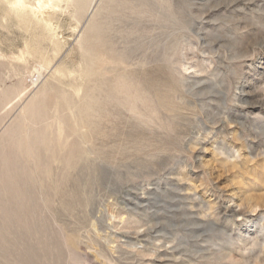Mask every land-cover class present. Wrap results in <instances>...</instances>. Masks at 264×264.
<instances>
[{"label":"rangeland","instance_id":"rangeland-1","mask_svg":"<svg viewBox=\"0 0 264 264\" xmlns=\"http://www.w3.org/2000/svg\"><path fill=\"white\" fill-rule=\"evenodd\" d=\"M79 6L0 2V264H264V0Z\"/></svg>","mask_w":264,"mask_h":264},{"label":"bare ground","instance_id":"bare-ground-1","mask_svg":"<svg viewBox=\"0 0 264 264\" xmlns=\"http://www.w3.org/2000/svg\"><path fill=\"white\" fill-rule=\"evenodd\" d=\"M61 2V0H39L37 6H32L30 5V3L28 2V0H0V2H2L8 9V11L10 13H12L13 15H15L19 21H35V22H41L47 29H50L51 25L50 23L43 17L40 16L41 13V8H43L46 5H51L54 6L56 5L58 2ZM69 3L73 2V3H79L80 6L79 8H81V1L82 0H67ZM86 5V4H85ZM82 12V11H81ZM45 17V16H44ZM47 18V17H46ZM20 24V23H19ZM101 29V28H100ZM99 29V30H100ZM98 30V29H97ZM99 30L97 33H99ZM264 45V44H263ZM88 56V55H87ZM93 57V56H92ZM55 72H58V69L55 70ZM60 72V71H59ZM107 72V71H106ZM60 75L62 77H67L68 74H65L64 72H60ZM112 78V76H111ZM40 80V76H37L35 79V83H37ZM112 81V80H111ZM120 81V80H119ZM91 84V83H90ZM128 85V84H127ZM42 86V85H41ZM53 87V86H52ZM87 84H85L84 86L82 84H80L78 87L74 86L73 87V91L77 94L79 90H84V94L82 96L81 99H83V102L81 103L80 107H79V111L80 114L82 115V117L86 120L87 123H89L90 125H92V115L95 111V97L94 95H92L90 93V91L88 92L87 90ZM92 87V86H90ZM94 88V87H93ZM122 88V87H121ZM242 91V90H241ZM80 92V91H79ZM122 96V95H121ZM102 98V97H101ZM121 98V97H120ZM34 99V97H32L28 102H32ZM67 100V99H66ZM40 102V101H39ZM241 102V101H240ZM97 105V104H96ZM264 105V102L263 104ZM79 106V105H77ZM119 106V105H117ZM28 109V108H27ZM99 110V109H98ZM36 113V112H35ZM118 113V112H117ZM102 114V112H101ZM117 115V114H116ZM96 116V115H95ZM105 116V115H104ZM110 116V115H109ZM24 117V116H23ZM74 117V116H73ZM118 117V116H117ZM25 118V117H24ZM37 118V117H36ZM111 118V117H110ZM26 120V119H25ZM76 120V119H75ZM105 121V120H104ZM114 121V120H113ZM23 123H26L25 121H22ZM39 123V122H38ZM226 125V121L223 122ZM86 125V123H85ZM12 126V125H9ZM93 126V125H92ZM97 126V125H96ZM94 127V126H93ZM37 129V128H36ZM99 129V128H98ZM7 130H9V127H7V129H5V132H7ZM28 130V129H27ZM47 130V129H46ZM4 132V134H5ZM88 133V132H87ZM92 133V132H91ZM97 133V132H96ZM105 133V132H104ZM93 134V133H92ZM6 135V134H5ZM28 135V134H27ZM27 138V137H26ZM38 138V137H37ZM2 139V138H1ZM0 139V140H1ZM57 140V139H56ZM14 141V140H13ZM10 141V142H13ZM39 142V140H38ZM47 142V141H46ZM61 143V142H60ZM22 144V143H21ZM26 147L28 149V153L30 152L32 154L33 150L31 147V144L29 143V138H27V143H26ZM69 144V143H68ZM72 144V143H71ZM75 144V143H74ZM37 146V145H36ZM38 148V147H37ZM43 148L45 149V145H43ZM222 148V147H220ZM23 149V148H22ZM42 149V148H41ZM72 149V148H71ZM79 149V148H78ZM73 150V149H72ZM68 152V151H67ZM76 152V151H74ZM73 153V152H71ZM70 153V154H71ZM71 156V155H70ZM72 159V158H71ZM26 161V160H25ZM41 161V160H40ZM73 161V160H72ZM24 167V166H23ZM42 171V170H41ZM24 172V171H23ZM50 173V172H49ZM232 213L234 215H240V211L239 210H232Z\"/></svg>","mask_w":264,"mask_h":264}]
</instances>
